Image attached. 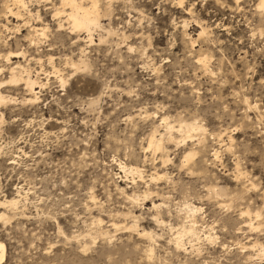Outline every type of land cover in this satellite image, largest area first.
<instances>
[{
    "label": "rangeland",
    "instance_id": "rangeland-1",
    "mask_svg": "<svg viewBox=\"0 0 264 264\" xmlns=\"http://www.w3.org/2000/svg\"><path fill=\"white\" fill-rule=\"evenodd\" d=\"M96 1L0 0L1 264H264L260 0Z\"/></svg>",
    "mask_w": 264,
    "mask_h": 264
},
{
    "label": "bare ground",
    "instance_id": "bare-ground-1",
    "mask_svg": "<svg viewBox=\"0 0 264 264\" xmlns=\"http://www.w3.org/2000/svg\"><path fill=\"white\" fill-rule=\"evenodd\" d=\"M13 1H15L19 6H22V7H25V5H26V3L24 2V0H13ZM92 1V5H91V7H85V6H83V3L82 2H84V0H60V2H61V6H60V8H58L57 10H58V13H65L66 15H67V21H68V23L71 25V27L73 28V30L74 31H78V32H80V31H82V32H87L88 34H89V36H90V34H91V31L94 29V28H101L102 26H101V24H100V20H101V13H100V11L98 10V8H97V1L96 0H91ZM109 2H110V0H109ZM183 3V2H182ZM181 3V1L178 3V4H182ZM109 5V4H108ZM257 9H258V11H260V23H263V21H264V0H260V2H259V4H258V7H257ZM109 12V11H108ZM17 15H19V13L17 12L16 13ZM105 15H107L106 13H105ZM259 15V14H258ZM140 17V16H139ZM141 18H143L142 16H141ZM145 18V17H144ZM137 20H139V19H137ZM143 20V19H142ZM140 22V21H139ZM200 23V22H199ZM139 25H141V24H139ZM138 25V26H139ZM199 25V24H198ZM202 27H200L201 28V32H199L200 34H199V36H198V39H200V38H202L203 39V37H204V35L205 34H207V30L209 31V29H207L206 27H204L203 25H201ZM187 27H188V22L185 20H183V22H182V29H183V31L185 32V30L187 29ZM136 28V27H135ZM150 28V27H149ZM189 28V27H188ZM207 29V30H206ZM132 30H134V34H138L137 32H135L136 30H137V28L136 29H133V27H132ZM131 30V31H132ZM139 30V29H138ZM137 30V31H138ZM188 30V29H187ZM187 30H186V32H187ZM140 32V31H139ZM129 33H130V31H129ZM142 33H143V31H142ZM138 34L139 36H140V38L142 37V38H144V36H143V34L145 33H143V34ZM44 34V33H43ZM125 35H126V33H124ZM123 34V35H124ZM130 34H133V33H130ZM128 35V34H127ZM137 35V36H138ZM186 35V34H185ZM211 35V34H210ZM131 36H133V35H131ZM131 36H129V37H131ZM135 37H136V35H135ZM150 37V36H149ZM148 37V38H149ZM186 37V36H185ZM124 38H125V36H124ZM123 38V39H124ZM137 38V37H136ZM139 38V37H138ZM139 38V39H140ZM129 39V38H128ZM133 39V41L135 40L134 39V37L132 38ZM138 39V40H139ZM126 40H127V38H126ZM141 40V39H140ZM125 41V40H124ZM128 41V40H127ZM126 41V42H127ZM196 42H200V41H197V40H191V45H192V47L195 45V43ZM205 45V44H204ZM130 46V45H129ZM128 46V47H129ZM132 46V45H131ZM132 48H135V47H133L132 46ZM129 49H130V47H129ZM133 50V49H132ZM202 50V49H201ZM204 51V50H203ZM208 51V50H207ZM202 52V51H201ZM196 53V52H195ZM199 53V52H198ZM210 53V52H209ZM200 54V53H199ZM198 54V55H199ZM201 55V54H200ZM203 55H204V52H203ZM201 56V57H198V60H197V62L202 66V68L205 70H203L204 72H208L209 73V75H210V73H212L213 74V72L212 71H214V70H210L211 69V66H210V63L212 62V60H210V57H208L207 55L206 56ZM9 59V58H8ZM213 59V58H212ZM220 63V62H219ZM210 67V68H209ZM15 68V67H14ZM18 68H16V69H12V75H11V78L9 79L10 81H9V83H15V84H17L18 82L19 83H21V81L22 82H25L24 84H26V87L29 89V91L31 92V93H34V89H35V86L38 84L37 82H35L29 75H27V77H26V79H24V77L22 76V72L21 71H19V72H21V73H17L16 72V70H17ZM21 69H22V67H21ZM28 71V70H27ZM29 74V73H28ZM206 74V73H205ZM216 74V73H215ZM213 76V75H212ZM1 85L2 84H0V87H1ZM1 89V88H0ZM3 101H5V97H4V95H2V93H1V91H0V102L2 103ZM244 105H246L247 107H248V109L251 111V110H253V109H255V108H257V105H255V106H253L250 102H249V99L248 98H245L244 100ZM242 101V102H243ZM2 119V118H1ZM0 119V120H1ZM166 119V118H165ZM164 120V119H163ZM166 121H168V120H165V121H163V122H166ZM166 124V123H165ZM171 125L169 124V127H168V129H169V131L170 130H172L173 129V127H170ZM203 129V127H200V126H198V125H195V124H180V126H179V132H181V133H184V134H188V133H191V132H193V131H201ZM203 132V131H202ZM169 138V140H173V138H172V136H170V137H168ZM164 140V139H163ZM168 140V141H169ZM164 141H163V143H162V138H160V139H158L157 140V138H154V137H152L151 139H150V143H149V147L150 148H153L155 151H159V150H163L164 149ZM166 146V145H165ZM163 153V152H162ZM194 154H196V152H194V153H192L191 151L190 152H188L185 156H184V158H185V161H189V160H191L192 158H194ZM164 157H165V155H164ZM162 159H164V158H162ZM168 159H169V157H168ZM168 159H166V160H163V163H166L167 161H169ZM131 171V170H130ZM132 171H134L135 173H140V171L138 170V169H133L132 168ZM160 177H157V179H159ZM216 190V189H215ZM122 191V190H121ZM213 193L215 194V195H217V196H221L222 194H223V192H222V190H220L219 189V191H214L213 190ZM225 195V194H224ZM138 198V197H137ZM18 203H20L18 200H15V199H13V200H11V201H7L6 199H5V201L3 202V203H0V205H8V206H10V207H13V208H16L17 207V205H18ZM158 207V206H157ZM18 208V207H17ZM200 209H198V208H196V207H194V208H192L191 209V211H193V213L194 212H198ZM2 216H0V218H1ZM3 219H5V218H3ZM1 220H2V218H1ZM115 225V224H114ZM117 227H118V225H117ZM119 228V227H118ZM189 232V234L191 233H193L194 231H192L191 229L188 231ZM195 233V232H194ZM186 234V233H185ZM195 235V234H194ZM147 236V235H146ZM179 243H181L180 242V238H178L177 239V244H179ZM4 259H5V247H4V244H2L1 242H0V264L4 261Z\"/></svg>",
    "mask_w": 264,
    "mask_h": 264
}]
</instances>
